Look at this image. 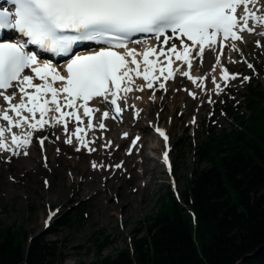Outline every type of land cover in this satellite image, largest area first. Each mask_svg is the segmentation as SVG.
Here are the masks:
<instances>
[{"label":"snow or ice","instance_id":"6c2138e0","mask_svg":"<svg viewBox=\"0 0 264 264\" xmlns=\"http://www.w3.org/2000/svg\"><path fill=\"white\" fill-rule=\"evenodd\" d=\"M6 2L14 10L0 6V159H5L2 154L6 152L9 162L12 157L30 154L34 136L43 154L49 136L36 134L58 127L62 128L63 142L75 152H96L97 148L90 145L99 137L88 138V132L100 130L102 135L107 131L105 121H122L126 109L133 110L134 121L140 120L142 109L128 104L129 96L148 89L152 90L149 100L154 102L156 91L166 93L167 82L177 76L187 78L204 93L208 92L205 81L210 78L211 91L218 96L230 87V81L242 75L230 73L222 64L225 46L239 52L237 42H245L244 33L264 36V0ZM8 33L16 35L5 40ZM256 43L260 46V41ZM93 44L96 47L87 54H78L77 49ZM133 44L142 48L129 46ZM206 51L214 56L215 63L208 73L192 75L194 62L202 66ZM44 54L64 58L63 65L42 60ZM229 62L240 61L229 57ZM247 67L253 69V64L247 63ZM138 79L144 83L138 84ZM250 79L243 76L241 83ZM184 90L197 99V92ZM134 99L142 97L135 95ZM207 102L216 101L209 95ZM195 122L193 117L191 123ZM150 126L164 140L162 160L171 172L169 136L151 122ZM129 136L128 132L122 134L123 138ZM140 139L139 135L131 139L129 155ZM112 147L110 140L101 144L103 149ZM43 158L47 167L48 158ZM91 167L119 169L123 161L105 165L93 160ZM44 184L49 186L47 178ZM58 212L49 211L45 227Z\"/></svg>","mask_w":264,"mask_h":264},{"label":"rangeland","instance_id":"374dc122","mask_svg":"<svg viewBox=\"0 0 264 264\" xmlns=\"http://www.w3.org/2000/svg\"><path fill=\"white\" fill-rule=\"evenodd\" d=\"M257 39L258 37H255V40L252 38L241 42L238 45L239 52H231L225 46L222 54L223 63L230 73L242 74L237 80L230 81V87L225 92L218 96L213 94L211 91L213 84L210 78L206 87L208 92L204 93L196 89L187 78L180 76L167 82L168 91L166 93L162 90L156 91L154 103L148 99L152 95V90H147L146 93L144 92L147 95L144 103L135 99L133 102L138 109H142L143 114L140 120L134 121L133 110L128 109L125 113L128 120L121 126L117 125L116 132L104 131L102 135L100 130L88 132V138L96 136L101 139L98 145H90L99 150L93 156L88 155L85 150L75 152L71 146L63 144L62 128L47 129L39 135L49 136L46 144L50 157L47 160V167L44 166L43 155L37 148L36 137L33 138L31 150L29 149L30 154L24 156L28 159L24 162L27 164L26 167H23L22 163L13 157L9 162L6 159L9 153H3L5 159H0V221L9 225L16 223L24 227L29 233V240L38 234L44 235L45 239L56 240L57 258L61 260V264H99V261L106 255H115L120 249L130 245L137 229L142 227L149 216L159 210L162 194L166 193L168 188L180 191L187 187L197 164L198 143L209 128L213 125L216 130H219L222 127L231 128L236 125V116L228 111L224 103L227 102L233 108L234 113L246 110L242 93L248 81L241 83L242 77L253 76L256 82L260 81L261 86L264 87V70L257 67L252 74L251 69L247 67V63L252 64V62L262 64L264 67V39L260 46H257ZM229 57L240 62L230 63ZM206 58L208 61L205 60L203 65L199 66L201 73H208L214 63V56L211 53L208 52ZM184 89L197 92V99L189 96ZM209 95L216 101L214 104L207 102ZM227 97L231 100L229 101ZM137 103L139 106L144 105L139 108ZM157 113H159L158 116ZM193 117L196 119L194 124L191 123ZM150 122L151 124L163 123L171 130L174 140L172 151L174 171L169 172L167 166L161 162L162 142L154 134ZM124 132H130V136L125 138L122 144L121 154L113 159L108 158L105 152L101 151L103 149L101 144L110 140L112 148H117L116 145L120 147ZM56 135L60 136L59 140L55 139ZM137 135L143 139L138 141L136 146L138 149L135 147L128 155L127 149L131 139ZM158 144V149L152 147ZM57 148L60 149L59 153L56 151ZM32 155H36L37 160L34 159V161L39 163V167L35 162L29 161ZM125 156L128 160H132V165L136 169L134 176L130 174L131 170L127 169ZM93 160L105 165H115L123 161V167L93 169L91 167ZM81 167L84 169L77 172ZM75 171L77 178L86 175L89 183L88 189L91 190L88 195L83 192L84 188L80 194L75 192L71 184V175ZM115 171L117 175L116 173L111 175ZM45 178L48 180V187H45ZM101 185L103 187L108 185L102 194L96 192L98 187H102ZM109 186H125L124 193L119 195L121 204L116 202L117 196L109 193ZM112 190H117V188H112ZM91 194L94 198L87 200L86 197ZM96 194L100 196L98 201H95ZM102 204L105 206L102 207ZM78 208L83 209L80 220L75 218L67 224L56 222L54 228L46 229L45 221L49 211L59 209L58 214L50 222L49 225H51L56 217L65 215V213L73 215Z\"/></svg>","mask_w":264,"mask_h":264},{"label":"trees","instance_id":"16d2710c","mask_svg":"<svg viewBox=\"0 0 264 264\" xmlns=\"http://www.w3.org/2000/svg\"><path fill=\"white\" fill-rule=\"evenodd\" d=\"M246 89V111L228 106L236 125H212L199 141L187 187L168 188L131 244L99 264H264V87ZM56 244L0 221V264H61Z\"/></svg>","mask_w":264,"mask_h":264},{"label":"bare ground","instance_id":"6f19581e","mask_svg":"<svg viewBox=\"0 0 264 264\" xmlns=\"http://www.w3.org/2000/svg\"><path fill=\"white\" fill-rule=\"evenodd\" d=\"M150 43L151 44H153V45H155L156 44V42L154 41V40H152V41H150ZM178 43V42H177ZM130 47H137L138 49H141L142 48V45H135V44H133V45H129ZM218 48H219V46H218ZM219 51V50H218ZM206 53V52H205ZM222 55H221V62H222V64L226 67V65L223 63V59H222ZM206 59V58H205ZM206 61H208V59H206ZM213 62L215 63V58H214V60H213ZM213 63V64H214ZM198 65V62H194V67H193V70H192V75H204L205 73H201V69H200V67L199 66H197ZM174 67H175V65H174ZM211 68V67H210ZM228 68V67H227ZM209 80V79H208ZM208 80H206L205 82H207V84H208ZM35 82H39L38 80L37 81H35ZM137 83L138 84H140V83H144V81L143 80H141V79H138L137 80ZM172 83V82H171ZM147 90L148 89H146L144 92L146 93L147 92ZM149 91V90H148ZM140 93V92H137V93H134L133 95H130L129 96V99H128V101H127V103H129V104H132V101L134 102V96L135 95H139V96H141V97H143V99H141V100H139L140 102L142 101V103H144L143 101L145 100V98L147 97V95L145 94V93ZM19 99V97H17V100ZM149 99V98H148ZM147 100V99H146ZM138 101V102H139ZM154 103V102H153ZM151 104V103H150ZM137 105L139 106V104L137 103ZM142 105H144V104H142ZM142 105H140L139 106V108H142L143 106ZM149 105V104H148ZM103 110V109H102ZM141 114H143L142 112H141ZM97 116H99V114H97ZM126 121H127V119H125ZM95 123V122H94ZM105 123H106V125L108 126L109 125V128L107 127V131L106 132H108L109 130H112V131H115L116 132V130H117V128H118V126H117V123H115V122H113L111 119H109V120H107V121H105ZM121 123V122H120ZM59 128H61V127H58L57 129H59ZM70 130V129H69ZM71 130H73V127H72V129ZM70 130V131H71ZM41 133V132H40ZM40 133H37L36 135H39ZM119 135V134H118ZM117 138H119V137H117ZM141 139H143L142 137H141ZM100 138L99 139H97L96 140V142H95V144L96 145H98L99 144V142H100ZM119 141H121V140H119ZM147 141H148V139H147ZM60 142V141H59ZM125 142V138H123L122 139V142H121V145H120V147H118V148H111V149H101V151L103 152H105V154H106V156H108V158H111V159H113L114 157H116V156H118V155H120L121 153H120V148L122 147V144ZM63 144H65L64 142H62ZM131 143V142H130ZM65 145H67V144H65ZM69 146V145H68ZM129 147V146H128ZM154 149H158V147H159V144L158 145H155V146H152ZM36 147H34V149H35ZM37 148H38V146H37ZM95 148H97V147H95ZM137 149H138V147H136ZM39 149V148H38ZM127 149V148H126ZM106 150H108V152L110 151L111 152V155H108L107 153V151ZM86 151V150H85ZM97 151L99 152V150L97 149ZM97 151L96 152H93V153H88L87 151V153H88V155H90V156H93L94 154H96L97 153ZM44 152L46 153V152H49L48 151V148L47 149H44ZM37 154V153H36ZM41 155H44V154H41ZM27 158V157H26ZM26 158H24V156L23 155H20V156H18V157H13V159H15V160H18V161H20L21 163H22V166L23 167H26V163H24V162H26L28 159H26ZM34 159L35 160H37V158H36V155H32L31 156V160H29L30 162H35L36 163V161H34ZM39 161V160H38ZM109 161V160H108ZM125 162L127 163V169L128 170H131V175L132 176H134V174L136 173V169L133 167V165H132V160H128L127 159V157L125 156ZM40 164H41V162H40ZM36 165H38V167H39V163L37 162L36 163ZM42 165V164H41ZM40 165V168H41V171H43V167ZM84 168L83 167H81V168H79L78 170H77V172L79 171H81V170H83ZM146 169H148V168H146ZM146 169H145V171H146ZM84 172V171H83ZM128 172V171H127ZM116 173V175H117V171H115L114 173H112L111 175H114ZM79 175V174H78ZM94 177V176H93ZM137 176L135 175V178H136ZM139 177V176H138ZM89 178H90V176H89ZM97 178V177H96ZM118 178V177H117ZM93 179V178H92ZM106 179V178H105ZM110 180V179H109ZM113 180V179H112ZM84 183V185L82 184V183ZM92 182V181H91ZM94 182V181H93ZM108 182V181H107ZM138 182V181H137ZM71 184H73V186H74V189H75V192L76 193H81L82 192V189L84 188V190H83V192L84 193H86L87 195L90 193V191L91 190H89L88 189V187H89V183H88V179H87V177H86V175L84 174L81 178H77V176H76V171L75 172H73L72 173V175H71ZM125 185V184H124ZM139 185V184H138ZM92 186V185H91ZM99 186V185H98ZM102 186V185H101ZM108 186V185H107ZM107 186L106 187H98L97 188V190H96V192H100V194H102L104 191L103 190H106V188H107ZM125 187V186H124ZM124 187H111V186H109V193H112V194H114L115 196H117V200H116V202L117 203H119V204H121L120 202H121V200L119 199V195L120 194H123L124 193ZM112 188H117V190H112ZM124 188V189H123ZM140 188V187H139ZM43 191V190H42ZM94 191V190H93ZM143 191V190H142ZM94 194V193H93ZM125 194H126V191H125ZM97 195V194H96ZM84 197V196H83ZM111 197V196H110ZM87 198V200H89V199H93L94 197H93V195L91 194L90 196H88V197H86ZM99 198H100V196H99V194L95 197V201H98L99 200ZM125 198V197H124ZM116 199V198H115ZM86 200V202H88ZM103 200V199H102ZM113 202V201H112ZM125 202H126V200H125ZM97 203V202H96ZM106 203V202H105ZM90 204V203H89ZM111 204V203H110ZM95 205V204H94ZM107 205V204H106ZM115 205H117V204H115ZM100 206V205H99ZM105 206V204H102V207H104ZM107 207V206H106ZM112 207H113V205H112ZM142 207V206H141ZM114 208V207H113ZM121 208V207H120ZM96 211H97V208H96ZM99 211V210H98ZM124 217H125V215H124ZM93 218V217H92ZM91 218V219H92ZM105 218V217H104Z\"/></svg>","mask_w":264,"mask_h":264},{"label":"water","instance_id":"95a60500","mask_svg":"<svg viewBox=\"0 0 264 264\" xmlns=\"http://www.w3.org/2000/svg\"><path fill=\"white\" fill-rule=\"evenodd\" d=\"M242 261H240L239 263H241Z\"/></svg>","mask_w":264,"mask_h":264}]
</instances>
